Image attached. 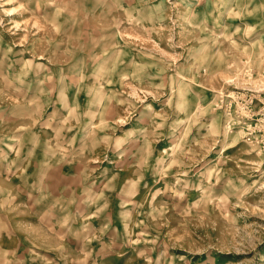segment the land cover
<instances>
[{
    "label": "rangeland",
    "instance_id": "1",
    "mask_svg": "<svg viewBox=\"0 0 264 264\" xmlns=\"http://www.w3.org/2000/svg\"><path fill=\"white\" fill-rule=\"evenodd\" d=\"M0 264H264V0H0Z\"/></svg>",
    "mask_w": 264,
    "mask_h": 264
}]
</instances>
